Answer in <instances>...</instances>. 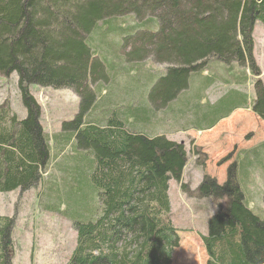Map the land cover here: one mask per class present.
<instances>
[{"label": "trees", "instance_id": "obj_1", "mask_svg": "<svg viewBox=\"0 0 264 264\" xmlns=\"http://www.w3.org/2000/svg\"><path fill=\"white\" fill-rule=\"evenodd\" d=\"M123 16L137 24L105 32L115 29L119 49L128 50L121 60L143 64L148 59L165 72L147 75L144 86L129 83L126 95L133 103L112 107L113 94L105 101V84L115 64L88 37ZM257 24L264 27V0H0V76L17 74L26 110L20 119L8 102L0 106V193L38 188L57 167L65 191L55 185L56 206L47 210L67 218L76 231L66 264H172L180 238L168 220L169 183L177 182L190 195V185L183 183L188 153L167 134L136 128L174 102L183 111L190 102L179 98L214 62L240 86L250 84V77L253 99L232 90L211 112L210 126L203 127L206 121L198 113L181 131H210L237 110H249L264 122L263 72L254 54ZM32 85L69 89L79 98L78 113L62 123L59 134L45 133ZM199 91L194 89L200 98ZM192 150L205 169L198 148ZM232 158L231 153L221 161L229 162L224 183L204 175L194 191L217 207L208 234L199 235L206 264H264V219L250 208ZM16 222V215L0 216V264H14Z\"/></svg>", "mask_w": 264, "mask_h": 264}, {"label": "rangeland", "instance_id": "obj_2", "mask_svg": "<svg viewBox=\"0 0 264 264\" xmlns=\"http://www.w3.org/2000/svg\"><path fill=\"white\" fill-rule=\"evenodd\" d=\"M136 24L137 21L131 16H123L112 20L104 30L95 31L88 37L93 46L98 48L99 54L115 64L116 70H111L110 79L105 84L107 92L105 101L108 100L110 94H113L109 104L112 107L127 105V103L118 104L114 100L123 97L120 92L127 88L129 83L139 84L140 82L144 86V78L147 75L150 78L158 77L165 72L164 66L154 64L148 59L143 64H136L132 60L131 62L122 61V57L127 54L128 50L119 49L120 42L115 29L105 34L110 26L111 28L121 26L126 29ZM254 32V54L263 72L262 80L264 82L263 25L257 24ZM119 66L129 68L133 72L130 74L120 71ZM209 68L210 70L203 74L194 76L191 89L185 91L179 98L182 99L181 102L184 100L190 102L188 106L185 104V108H181L183 111H179L180 106L174 102L170 108L156 109V116L152 117L150 122H141L136 128L137 131L148 135L167 134L170 137H167L168 139L184 143L189 151L190 163L188 164L189 173L186 177V184L190 185L191 192L190 195L182 192L185 197L180 200L173 192L172 210L168 217V220L179 231L180 238L179 247L173 254L172 264L207 263V256L199 235L208 234V222L217 213V207L212 199L197 198L194 191L197 190L204 175L217 178L221 184L225 182L229 162L221 164V161L231 153L233 154L232 160H237L239 164L240 179L250 208L264 219V149H260L256 156L253 154L256 152L253 151L254 149H259L264 144V122L249 110H237L238 112L230 118L218 122L219 124L217 123L215 129L213 128L210 132L181 131L190 125L194 117L197 118L196 114H204L206 105L202 99L207 102V108L211 106L210 104L217 103L228 96L232 90L243 92L253 99L254 93L251 84L253 80L250 77L251 85L248 83L240 86L237 79L231 76L225 66L214 62L210 64ZM235 75L241 77L238 70H235ZM209 77L211 79H206ZM205 80L206 82L207 80L212 81L207 90H205ZM195 88H201L203 96L199 91V98L194 92ZM30 91L42 107L41 124L49 136L59 134L62 123L72 120L78 113L79 98L72 90H55L32 85ZM6 102L9 103L13 114H16L20 119H25L26 110L22 104L17 74H13L10 78L0 76V106ZM195 123L196 121L192 123V126ZM197 141L200 146L196 145ZM193 147L198 148V154L205 162V169L197 164L198 157L193 153ZM67 154H72L71 148L67 150ZM63 163L64 161L61 162V165ZM248 163L251 165L249 166ZM60 174L62 172L56 167L52 172L50 171V176L45 175L44 182L38 188L23 194L19 190L0 193V216L13 217L16 215L17 217L13 234L16 250L14 264H66L75 249L77 234L71 222L67 218L58 217L47 210L49 207L56 206V194H52L56 189L55 185L57 184L59 189L62 187L64 190ZM194 254L196 258L192 257Z\"/></svg>", "mask_w": 264, "mask_h": 264}, {"label": "crops", "instance_id": "obj_3", "mask_svg": "<svg viewBox=\"0 0 264 264\" xmlns=\"http://www.w3.org/2000/svg\"><path fill=\"white\" fill-rule=\"evenodd\" d=\"M257 27V26H256ZM256 29V28H255ZM255 33V32H254ZM263 35H264V33H263ZM212 82L211 81H207L206 82V84H205V87H206V89L205 90H207V88H208V86L211 84ZM139 84H141L140 82H139ZM125 90H127V88L125 89ZM150 90H151V87L149 88H147L146 89V94H148L149 92H150ZM201 93H202V91H201ZM120 95L121 96H123V97H118V99H116V100H114V102H116V103H127V105H130V104H132L133 103V101H131L128 97H127V95H126V92H120ZM201 96H203V93L201 94ZM203 100V103L206 105L205 106V109H204V114L202 113L201 115H200V117H201V120H204V121H206L205 122V126H203L204 128H207L208 126H210L214 121H215V119H212L211 118V112H213V111H215V110H217V104L219 103V102H221L222 101V99L221 100H219L217 103L215 102L214 104H210L211 106L210 107H208L207 108V102L204 100V99H202ZM111 102V101H110ZM139 102V100H137V101H134V103H138ZM140 103V102H139ZM202 103V104H203ZM149 104H151V102L149 101V99L147 98V102H146V107L149 109L150 107H149ZM154 107V106H153ZM153 109H155V108H153ZM236 112H238V111H235L233 114H235ZM232 114V115H233ZM231 115V116H232ZM230 116V117H231ZM229 117V118H230ZM228 119V118H227ZM224 120H226V119H224ZM220 122H222V121H220ZM219 124V123H218ZM215 129V128H214ZM213 130V129H212ZM212 130H210V131H212ZM210 131H195V130H189V131H187V132H189V133H194V132H198V133H207V132H210ZM167 137H168V135H167ZM168 138H170V137H168ZM184 144V143H183ZM185 145V144H184ZM196 145L197 146H200V144H199V142L197 141L196 142ZM187 150V149H186ZM187 153L189 154V151H187ZM187 160H188V162H187V165H186V168H185V170H184V172H183V183H185L186 184V177H187V175H188V173H189V171H188V164L190 163L189 162V159H188V155H187ZM174 186V188H172ZM173 192H174V195H176L177 196V198L180 200V199H183L185 196H184V194H182V191H181V188H180V184H178L177 182H175V181H170V183H169V199H170V204H171V210H172V202H173V199H172V195H173ZM190 232H193V231H190Z\"/></svg>", "mask_w": 264, "mask_h": 264}]
</instances>
